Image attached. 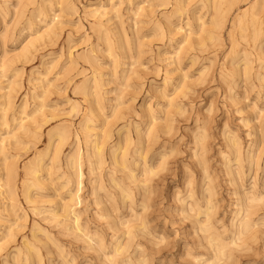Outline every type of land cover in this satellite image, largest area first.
I'll list each match as a JSON object with an SVG mask.
<instances>
[{
	"label": "rangeland",
	"instance_id": "1",
	"mask_svg": "<svg viewBox=\"0 0 264 264\" xmlns=\"http://www.w3.org/2000/svg\"><path fill=\"white\" fill-rule=\"evenodd\" d=\"M0 150V264H264V0H0Z\"/></svg>",
	"mask_w": 264,
	"mask_h": 264
},
{
	"label": "bare ground",
	"instance_id": "2",
	"mask_svg": "<svg viewBox=\"0 0 264 264\" xmlns=\"http://www.w3.org/2000/svg\"><path fill=\"white\" fill-rule=\"evenodd\" d=\"M184 2V1H183ZM229 3H230V1H229ZM231 4H232V2H231ZM185 5V4H184ZM230 5V4H229ZM75 7V6H74ZM179 8V7H178ZM214 8V7H213ZM75 9V8H74ZM186 9V8H185ZM75 11V10H74ZM97 13V12H96ZM194 15H196V14H194ZM197 16V15H196ZM197 18V17H196ZM101 25V24H100ZM160 26V25H159ZM201 27H202V25H201ZM218 29V28H217ZM175 31V30H174ZM176 31H178V30H176ZM175 31V32H176ZM125 36V35H124ZM125 37H127V36H125ZM124 37V38H125ZM123 41H124V39H122ZM107 43V42H106ZM125 43V42H124ZM126 45V44H125ZM108 48H109V46H107ZM4 71V70H3ZM261 80V79H260ZM80 88H81V86H80ZM83 92V91H82ZM7 95V94H6ZM97 95V94H96ZM7 97H9V96H7ZM96 98H97V96H96ZM8 102V101H7ZM96 102V101H95ZM94 103V102H93ZM8 104H9V102H8ZM91 104V103H90ZM7 105V104H6ZM25 106V105H24ZM7 107V106H6ZM5 107V108H6ZM148 109V108H147ZM3 111H5V110H3ZM95 111V110H94ZM99 111V110H98ZM6 112H7V110H6ZM6 112H2V113H4V116H6ZM36 113V112H35ZM8 116V115H7ZM42 116V115H41ZM117 116V115H116ZM41 118V117H40ZM4 119V118H3ZM4 121V120H3ZM2 121V122H3ZM44 122V121H43ZM4 123V122H3ZM5 125H7L6 123H5ZM60 127V126H59ZM62 129V128H61ZM58 130V129H57ZM62 130H64V129H62ZM21 131V130H20ZM151 131V130H150ZM91 134V133H90ZM108 134V133H107ZM109 135V134H108ZM107 135V136H108ZM57 136V135H56ZM106 136V137H107ZM51 137V136H50ZM9 138V137H8ZM7 138V139H8ZM108 138V137H107ZM102 140H104V139H102ZM16 141V140H15ZM52 141V140H51ZM98 143V142H97ZM234 143V142H233ZM236 143V142H235ZM101 145V144H100ZM16 146V145H15ZM99 149V148H98ZM100 149H101V147H100ZM100 149L98 150L99 152H100ZM59 150V149H58ZM1 151V150H0ZM239 151V150H238ZM237 152V151H236ZM116 157V156H115ZM237 158V157H236ZM100 159V158H99ZM8 161V160H7ZM39 162H40V160H39ZM73 162V161H72ZM100 163V162H99ZM228 164V163H227ZM92 165V164H91ZM73 166H74V164H73ZM5 169H6V167H5ZM97 172V171H96ZM34 173L35 172H33V175H34ZM81 174V173H80ZM237 175V174H236ZM13 175H12V172L10 171V170H6V174H5V176H3V175H0V189H1V194L2 195H5L4 197H6V200L7 199H11L12 200V198H13V195H14V193H15V190H14V182H13ZM81 179V178H80ZM237 179V178H236ZM238 180V179H237ZM29 194V193H28ZM29 196V195H28ZM1 198V197H0ZM15 198V197H14ZM254 201V200H253ZM248 204V203H247ZM10 206V205H9ZM10 209V208H9ZM64 210V209H63ZM198 213V212H197ZM208 213V212H207ZM61 214V213H60ZM208 216V215H207ZM244 219V218H243ZM18 220V219H17ZM76 221H77V219H76ZM205 223V222H204ZM209 225H207V227H208ZM251 226V225H250ZM74 227V226H73ZM205 229V228H204ZM81 230V229H80ZM214 231V230H213ZM206 233V232H205ZM213 233V232H212ZM206 236V235H205ZM208 236V235H207ZM220 236V235H219ZM208 242V241H207ZM214 242V241H213ZM26 243V242H25ZM224 243V242H223ZM211 244V243H210ZM225 244V243H224ZM212 245H216V244H212ZM209 246V245H208ZM211 247V246H210ZM209 247V248H210ZM32 248V247H31ZM28 249H29V247H28ZM227 249V248H226ZM33 250V249H32ZM213 250V249H212ZM117 254V253H116ZM222 255V254H221ZM214 256V255H213ZM226 257V256H225ZM225 259V258H224ZM113 260V259H112ZM207 261V260H206ZM205 261V262H206ZM112 262V261H111ZM207 263V262H206ZM209 263V262H208ZM207 263V264H208ZM215 263V262H214ZM212 264V263H211Z\"/></svg>",
	"mask_w": 264,
	"mask_h": 264
}]
</instances>
